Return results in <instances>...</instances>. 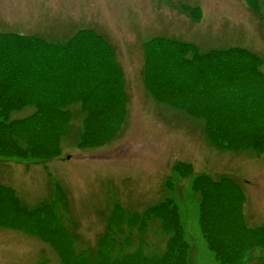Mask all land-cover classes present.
I'll list each match as a JSON object with an SVG mask.
<instances>
[{
    "label": "rangeland",
    "instance_id": "obj_1",
    "mask_svg": "<svg viewBox=\"0 0 264 264\" xmlns=\"http://www.w3.org/2000/svg\"><path fill=\"white\" fill-rule=\"evenodd\" d=\"M5 39L0 80L32 105L4 114L43 128L0 127L24 141L0 162L20 201L0 195V264H142L173 237L190 264H224L208 239L264 264V0H0ZM29 138L56 153L22 157Z\"/></svg>",
    "mask_w": 264,
    "mask_h": 264
},
{
    "label": "trees",
    "instance_id": "obj_2",
    "mask_svg": "<svg viewBox=\"0 0 264 264\" xmlns=\"http://www.w3.org/2000/svg\"><path fill=\"white\" fill-rule=\"evenodd\" d=\"M22 39L24 40L25 43H27L29 45H38V46L41 45V43H39L37 39L33 40L31 38H24V37H22ZM7 41H8V39L0 41V78L1 79H4L6 77L7 73L9 72L8 71L9 69L10 70L15 69L13 66L10 67V64L7 66H3V64L6 61V56L3 55L2 46H5V43ZM182 47H186V46H182ZM215 54L217 56L228 55L229 57H231L233 55H236L237 57L251 55V53L248 51L238 50V49H230L224 53H215ZM254 68L256 69V62H255ZM244 75H242L241 80L238 81V86L248 85L249 84L248 80H252L257 76V74H246V76H244ZM6 78H8V77H6ZM258 78H259V76H258ZM260 80H262V79H260ZM17 86H18V84H16V86L14 84L13 86L8 87L3 81L0 80V107H1L0 110H2L0 112V127H3V126L6 128L10 127L9 129L12 130V129H14V127H16L17 125H19L21 123H23V124L24 123H27V124L30 123L29 128L32 130V132L30 131L29 135H34V134L38 133V131L43 128L42 121H38L39 119H36L37 118L36 114H30L29 116H26L19 121L14 120V122L11 119H9L7 117V115L5 116V114H4V112L9 113V110H12L14 112V110H17V108H19V106L21 104L32 105V102H30V100H27L26 102L24 100L26 98L31 99L32 92L28 91L27 89L25 90V89L17 87ZM10 90H12V91H10ZM8 91H9V93L14 92L16 97H11L10 95H8ZM27 94H30V97ZM18 96L20 97V100H19ZM27 105L25 106L26 108H27ZM12 106H15V108ZM2 108H4V109H2ZM241 114H243V112H239L237 115H241ZM210 120L211 121L209 123H213L214 119H210ZM31 121H33V122H31ZM215 122H217V121H215ZM34 130H38V131L34 132ZM219 130L222 131V129H219ZM20 131L24 132L25 134L28 135L27 129H21ZM11 135H12V139H6V136H4V138H5L4 141L2 140V142L0 143V162H1L2 156L7 157V158L10 157V155L18 156L17 147H21V142L24 143V141L22 139H20L19 137H17L16 135H14V134H11ZM47 137H48L47 138L48 142L51 140H56V139L61 140L60 135L54 133L53 131L48 132ZM31 140H30V138L26 140V141H29L30 144L27 145V147H28L27 149H26V146H25V149H23L25 151H23L24 153L22 152V157H24L26 154H29L31 157H35V158L41 160L40 158H43L45 156L46 157L54 156V154L56 153V151H52V153H50V154L45 153V148H47V146H40L37 143L38 140H35V141H31ZM39 140H41V139H39ZM39 143H42V142H39ZM80 144H81V146H85V147L87 145L91 146V143H89L88 138H85L84 141L80 142ZM50 147H55V146H54V144H50V145L48 144V148H50ZM199 179L200 178H197L195 180V182L193 181V184H198ZM203 180L206 181V178H204ZM219 183L217 181L216 185H219ZM223 185L225 186L226 184L223 182ZM226 188H228V187H226ZM217 190H220V189H217ZM15 191L16 190L11 186H6V185L0 184V195L6 196V198L9 201H12L13 203L18 204V203H20V201H18L17 198L15 197L16 196ZM9 198H14V199H9ZM158 207H159V205H157V204L155 206H153V208L151 209V213L148 212V214H151L153 216L157 215L156 213L158 212V210H157ZM1 213H2V211L0 210V215H1ZM148 214H144L143 218H146ZM204 232H205V229H204ZM226 233L229 235V233L225 231L224 234L226 235ZM207 234H209L208 231H207ZM40 237H44V235H41ZM181 239H182V237H181ZM226 240L227 241L229 240L227 235H226ZM208 241H209V244L211 241L210 246H212L211 247L212 252L218 257L219 261L221 263L224 262V264L229 263L231 261L230 258H234L233 256H237L239 254H242L243 250L245 251L249 248V246H247V247L245 246L244 247L245 249H243V250L241 248H238V250H236V253H234V252L230 253V255H231L230 258L223 259L222 255L225 252L218 251L216 249L217 244L215 243L212 245V240L208 239ZM259 244L260 243L255 244V245H257L256 247H260ZM250 249H252V247ZM189 252H190V247H189L188 243L186 244V242L184 240H177V239H174V237H173L171 239V241H169L168 248H167L166 252H164V254H162L160 256L150 257V258H144L142 256L143 257V263L142 264H190L189 263L190 262V253ZM245 260L246 259L244 258L243 262H241L240 264H243L245 262ZM114 264H134V263H133V261L126 260V261H122L120 263H114Z\"/></svg>",
    "mask_w": 264,
    "mask_h": 264
}]
</instances>
